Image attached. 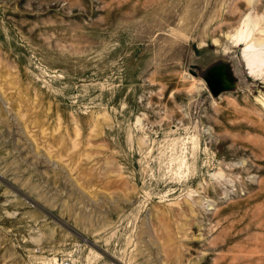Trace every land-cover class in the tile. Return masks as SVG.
Wrapping results in <instances>:
<instances>
[{"label":"rangeland","instance_id":"rangeland-1","mask_svg":"<svg viewBox=\"0 0 264 264\" xmlns=\"http://www.w3.org/2000/svg\"><path fill=\"white\" fill-rule=\"evenodd\" d=\"M262 29L264 0H0V264H264ZM222 46L215 97L188 67Z\"/></svg>","mask_w":264,"mask_h":264},{"label":"water","instance_id":"water-1","mask_svg":"<svg viewBox=\"0 0 264 264\" xmlns=\"http://www.w3.org/2000/svg\"><path fill=\"white\" fill-rule=\"evenodd\" d=\"M234 52L222 46L207 54L202 62H190L188 70L206 80L211 93L219 97L222 91H234L243 87Z\"/></svg>","mask_w":264,"mask_h":264},{"label":"bare ground","instance_id":"bare-ground-1","mask_svg":"<svg viewBox=\"0 0 264 264\" xmlns=\"http://www.w3.org/2000/svg\"><path fill=\"white\" fill-rule=\"evenodd\" d=\"M249 16L250 15H248V17H247L248 18L247 22L244 21V22H246L245 25H247V26L244 29L238 30V32H237L238 39H246L247 37H249V35H252V33H253V26L251 25L252 20H250L251 17H249ZM255 28H256V26H255ZM262 30L264 32V29H262ZM259 32H261V31H259ZM263 34L264 33H262V35ZM252 37H253V35H252ZM242 54H243V56L246 60V63L248 65L249 64L252 65L255 62V58L256 59L258 58L257 60H259L260 64H262L264 66V38L259 37L258 39H255L253 42L252 41L247 42L246 46H243V48H242ZM257 67H259V65Z\"/></svg>","mask_w":264,"mask_h":264}]
</instances>
